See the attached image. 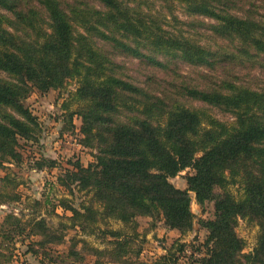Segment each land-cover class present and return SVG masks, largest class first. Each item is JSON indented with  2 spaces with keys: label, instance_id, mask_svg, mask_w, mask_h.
Segmentation results:
<instances>
[{
  "label": "trees",
  "instance_id": "1",
  "mask_svg": "<svg viewBox=\"0 0 264 264\" xmlns=\"http://www.w3.org/2000/svg\"><path fill=\"white\" fill-rule=\"evenodd\" d=\"M98 1L102 11L74 7L67 14L57 0H35L37 6L27 9L22 8V0H0V9L12 17H0V73L8 79L0 80V111L13 114L0 113V168L19 163L18 141L34 139L38 132L36 118L24 106L28 94L57 90L73 80L78 85L73 98L80 107L83 145L96 152L87 167L76 164L65 172L78 192L90 196L78 208L59 201L71 214L68 220L73 227L92 235L94 227L98 230L107 221L119 223L132 236L103 233L117 238L111 252L122 254L127 243L119 239L139 237L137 217L158 216L171 231L191 232V193L200 206L214 201V218L200 222L206 231V252L199 264H242L241 259L244 264H264V89L254 91L228 82L219 90L184 87L181 97L202 105L193 108L172 94H153L132 85L117 75L113 62L93 43V37L110 41L103 28L155 49H177L190 59L204 54L201 59L206 62L210 55L184 37L171 39L155 31L114 0ZM174 1L185 4L192 14L214 19L220 34L264 56V19L230 15L222 10L224 0ZM3 23L8 26L2 28ZM213 110L232 121L220 122ZM127 112L132 118H126ZM46 167L53 168L54 163ZM187 169L192 173L185 178L186 189L175 188L170 179ZM58 183L68 187L61 179ZM237 183L245 188L238 200L227 191ZM215 190L222 196L216 197ZM246 217L257 219L259 226L257 245L248 256L242 255L243 241L233 230ZM31 223L42 236L56 239L47 234L44 220ZM183 252L181 245L152 262L137 261L178 264L176 254ZM68 254L75 255L74 250Z\"/></svg>",
  "mask_w": 264,
  "mask_h": 264
},
{
  "label": "rangeland",
  "instance_id": "2",
  "mask_svg": "<svg viewBox=\"0 0 264 264\" xmlns=\"http://www.w3.org/2000/svg\"><path fill=\"white\" fill-rule=\"evenodd\" d=\"M57 1L67 14L74 7L103 10L98 0ZM114 1L155 31L171 39L184 37L210 55L206 62L204 54L190 59L177 49H155L145 42L121 37L111 28H103L104 36L117 41L118 46L97 37H93V43L113 62L117 75L132 85L153 94H172L175 100L193 108L202 105L182 98L184 87L219 90L228 82L226 84L254 91L264 89V56L239 47L232 36L220 34L214 19L192 14L185 4L174 0ZM222 4V10L230 15L253 21L264 19V0H224ZM21 5L23 9L37 6L35 0H22ZM40 14L44 17L43 12ZM1 16L7 20L12 18L2 9ZM6 24L3 23L2 28L8 26ZM0 80L8 79L0 73ZM77 88L75 81L67 80L57 90L46 93L32 90L24 101V106L36 118L38 132L34 139L18 141L19 163L0 168V264H138V258L152 262L170 249L172 253L176 252L181 245L184 252L176 254L178 264H199L206 252L203 246L206 231L200 222L214 218V201L200 206L191 193L190 211L194 216L191 232L180 235L171 231L158 216L137 217L139 237L135 240L120 238L121 243H127L122 254L111 252L117 238L103 233L111 230L132 236V232L119 223L107 221L99 225L98 230L94 227L92 235L83 234L72 226L68 220L71 214L60 207L59 201L67 200L70 206L78 208L81 203L89 202L90 196L78 192L64 177L65 172L71 171L76 164L87 167L96 153L93 148L83 145L80 107L73 98ZM0 113L13 115L7 109ZM211 114L220 122L228 124L232 121L229 115L216 110ZM132 116L131 112L126 113L127 119ZM49 162L54 163L53 168L46 167ZM191 173L187 169L170 179V183L184 190L185 178ZM60 179L68 182V187H61ZM227 191L238 200L243 197L245 188L237 183L229 185ZM221 194L222 191L215 190L216 197ZM40 219L45 221L47 234L55 240L42 236V231L31 223ZM233 230L243 241L242 255H250L257 245L258 220L254 217L239 219ZM60 238L61 242L58 241ZM46 240L51 243L43 245ZM69 249H73L75 255H69ZM240 261L244 264V260Z\"/></svg>",
  "mask_w": 264,
  "mask_h": 264
}]
</instances>
